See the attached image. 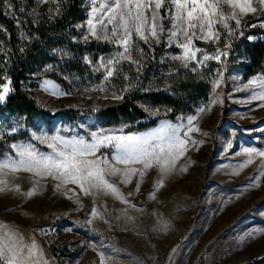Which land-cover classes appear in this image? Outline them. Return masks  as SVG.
Listing matches in <instances>:
<instances>
[{
  "label": "rangeland",
  "instance_id": "1",
  "mask_svg": "<svg viewBox=\"0 0 264 264\" xmlns=\"http://www.w3.org/2000/svg\"><path fill=\"white\" fill-rule=\"evenodd\" d=\"M2 1L6 14L17 22L22 19L21 12H28L32 20L38 22L45 15L55 18L61 8V0H35L29 11L26 10L29 0ZM108 3L110 0L94 3L88 0L87 18L77 25L74 42H103L114 50L97 62L86 57L93 78L69 87L49 76L59 73L53 65L33 75L24 89L53 116L31 125L25 116L0 115V163L19 161V146L30 145L38 154L52 153L48 147L51 139L46 142L37 139L45 135L90 141L89 134L100 129L116 135H146L165 125L183 123L185 128L180 135L184 136L189 116L197 117L193 125L199 131L188 133L197 143L189 142L187 150L175 159L174 166L167 172H162L154 163L145 170L143 178L137 173L130 182H124L122 174L106 175L119 195L95 188L85 193L78 184L64 183L52 176H38L23 168L15 172L3 169L0 171V224L15 234L13 240L19 238L21 247L35 243L32 260L39 264H264V176L259 175L264 168V157L253 154L252 163L240 167L248 159L243 149L264 152V107H257L264 102L251 99L253 92L264 87V70L246 78L248 54L232 52L234 45L243 41L264 42V4L250 0L256 11L241 13L239 8L233 9L226 0H221L211 28L213 39L193 38V50H203V53L197 52L196 60L173 59L183 57V49L178 46L182 37L171 44L163 33L159 42L151 37L147 43L139 40L150 46L164 40L167 49L164 58L182 65L198 62L205 53L219 54L220 61L208 60L217 61L219 65L209 98L195 112L175 119L163 118L152 127L136 130L135 124H118L97 114L82 113L77 117L72 114L75 110L99 111L120 103L124 96V91L113 83L115 74L106 78L108 68L101 66V58L123 51L119 44L104 39L112 36L113 26L107 24L108 13L100 9V5ZM93 8L97 9L95 14ZM233 12L237 13L239 25L230 18ZM159 14L161 27L168 30L174 9L161 8ZM93 16L104 19L107 25L102 29L94 19L96 36L91 35L87 25ZM207 31L206 28L205 34ZM216 33L220 36L218 40L214 38ZM197 35L201 34L197 32ZM203 43H212L214 48L201 46ZM127 61L131 60L121 59L118 65L110 67L115 70ZM217 79L220 82L215 87ZM8 81L3 76L0 85ZM250 81L256 83L250 84ZM214 99L217 102L210 103ZM200 108H204V112H198ZM149 110L152 115L157 114V110ZM17 134L26 137L11 141L10 137ZM112 152L110 148H101L96 156L110 159ZM134 167L139 169L142 165ZM33 190V195H27ZM52 224L61 229V237L49 244L41 229ZM249 233H253L254 238L249 237Z\"/></svg>",
  "mask_w": 264,
  "mask_h": 264
},
{
  "label": "snow or ice",
  "instance_id": "2",
  "mask_svg": "<svg viewBox=\"0 0 264 264\" xmlns=\"http://www.w3.org/2000/svg\"><path fill=\"white\" fill-rule=\"evenodd\" d=\"M92 2L94 3L95 0ZM226 2L231 4L233 9L239 8L241 13L248 10L256 11V8L251 6L250 0H243V2L241 0H226ZM260 3L264 4V0H260ZM220 5L221 0H212V2L209 0H167V3L165 0H110L108 4H101L100 9H106L108 13L107 24L113 26L111 29L112 36H105L104 39L117 43L123 48V51H117L112 57L101 58L103 61L101 66L108 68L106 78L119 74V68L114 70L110 66L118 65L121 59L131 60L132 63L139 65V59L132 56L134 49L137 50V57L142 52V49H139V40H144L147 43L151 37L156 38L159 42L161 33L167 35L169 44L180 37L183 38L178 45L183 49V57L176 56L173 59L196 60L197 52L203 53V50L199 48L193 50V38L213 39L211 28ZM161 8L174 9V15L171 16L173 22L168 30L163 29L160 24L162 17L159 10ZM96 11V8L92 9L93 14ZM236 16L237 13L233 12L230 18L235 19L236 25H239L240 20ZM94 19L101 25L102 29L106 28L107 25L102 18L97 19L93 16L92 19H89L87 25L90 33L96 36ZM220 20L223 21L222 16ZM206 28L208 31L205 34ZM197 32L201 35L198 36ZM214 38L220 39L219 34L216 33ZM84 39L87 40L88 36H85ZM223 54L227 55V53ZM210 59L219 62L220 55L209 56L205 53L203 59L199 60L198 63L205 64ZM183 66L187 67L188 65L185 63ZM139 70L138 67L137 71L139 72ZM219 82L217 79L214 86L218 87ZM10 83L11 81H8V83L0 85L3 88V91H0V103L11 91ZM249 83L255 84L256 82L250 81ZM251 99L264 102V87L259 92H253ZM216 102L214 99L210 103ZM257 107H264V103L258 104ZM198 112H204V108L198 109ZM196 118V116L187 117V131L184 136H181L180 133L185 125L177 123L162 126L146 135H116L109 130L100 129L89 134L91 136L90 141L77 137L66 139L60 135L37 137L42 142L51 139L52 143H49L48 147L52 149V153L38 154L30 145L27 147L19 146L17 154L21 159L11 163H0V171L10 169L15 172L23 168L25 171L34 172L38 176H52L64 183L78 184L85 193L95 188L110 190L119 195L114 185L105 178L106 175L122 174L125 178L124 182H130L131 177L137 173L143 178L145 170L151 168L154 163L160 167L162 172H167L174 166L175 159L187 150L186 145L189 142L197 143V141L191 140L188 135V133L199 131V128L193 125ZM12 131L15 132L16 129L13 128ZM12 147L17 146L13 145ZM101 148L113 150L110 159L106 156H96ZM243 153L248 159L241 164V168L252 163L253 154L264 157V152L255 148H245ZM119 165L124 167L120 168ZM134 165H142V167L138 169ZM183 170L186 171V169ZM259 175L264 176V168L259 172ZM256 186L259 187V184ZM59 187L58 184L57 188L59 189ZM33 194L34 190L27 193L29 196ZM92 214L95 215L94 210ZM13 235L15 234L10 233L6 225L0 224V264H39V261L32 260L36 249L35 243L33 242L31 246L24 245L21 247L18 243L19 238L13 240ZM248 235L254 238L253 233Z\"/></svg>",
  "mask_w": 264,
  "mask_h": 264
},
{
  "label": "trees",
  "instance_id": "3",
  "mask_svg": "<svg viewBox=\"0 0 264 264\" xmlns=\"http://www.w3.org/2000/svg\"><path fill=\"white\" fill-rule=\"evenodd\" d=\"M87 3L88 0H61L55 18L45 15L34 22L28 12H21L22 19L17 22L6 14L0 0V83L3 76L7 77L12 90L6 102L0 103V115L25 116L31 125L37 120L52 118L53 115L40 107L35 97L24 89L33 75L49 66L59 70L49 76L64 87L93 78L85 58L90 56L97 62L114 48L97 41L74 42L77 25L87 18ZM34 4L35 0H29L26 10H31ZM201 46L214 48L212 43ZM139 49H142L139 57L134 49L133 58H138L140 64L124 62L118 67L119 74L113 77V83L124 91L122 101L99 111L75 110L72 111L74 117L82 113L97 114L111 122L135 124L134 129L144 130L163 118L175 119L191 114L209 98L219 65L217 61L195 62L184 67L177 61L164 58L167 50L164 40L153 46L139 41ZM243 51L250 59L246 78L264 70V42L250 44L243 41L234 45L232 52L239 54ZM149 109L157 110V114L152 115ZM24 137L25 134H17L10 140L18 141Z\"/></svg>",
  "mask_w": 264,
  "mask_h": 264
},
{
  "label": "built area",
  "instance_id": "4",
  "mask_svg": "<svg viewBox=\"0 0 264 264\" xmlns=\"http://www.w3.org/2000/svg\"><path fill=\"white\" fill-rule=\"evenodd\" d=\"M41 234L45 238L46 242L49 243L53 239H58L61 237V229H56V224L45 225L41 229Z\"/></svg>",
  "mask_w": 264,
  "mask_h": 264
}]
</instances>
